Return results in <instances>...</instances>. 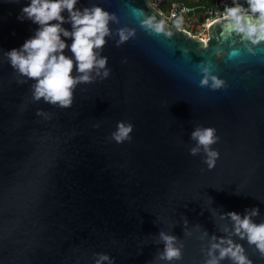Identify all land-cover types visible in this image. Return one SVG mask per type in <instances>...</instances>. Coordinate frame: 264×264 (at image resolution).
<instances>
[{
  "label": "water",
  "instance_id": "1",
  "mask_svg": "<svg viewBox=\"0 0 264 264\" xmlns=\"http://www.w3.org/2000/svg\"><path fill=\"white\" fill-rule=\"evenodd\" d=\"M27 2L0 0V264H205L221 238L264 264L228 215L258 207L251 219L264 222V40L225 17L202 40L149 0H78L110 14L97 49L108 75L94 67L62 106L36 99V79L6 56L38 27L17 19ZM120 122L132 127L118 141ZM206 126L218 137L211 167L202 145L191 152L192 131ZM161 232L177 238L179 259L161 258Z\"/></svg>",
  "mask_w": 264,
  "mask_h": 264
},
{
  "label": "clouds",
  "instance_id": "2",
  "mask_svg": "<svg viewBox=\"0 0 264 264\" xmlns=\"http://www.w3.org/2000/svg\"><path fill=\"white\" fill-rule=\"evenodd\" d=\"M77 3L78 0H28L17 15V19H30L38 27L19 47L7 50L6 56L19 73L36 79L33 91L36 99L44 97L49 102H59L60 105L67 106L72 102L73 86L78 81L91 80L90 71L94 67L97 74L100 69H104L103 75H108V69L104 67L106 57L100 56L97 49L105 43V36L109 33L110 14L99 5L81 9L76 7ZM65 12L67 15H64ZM223 16L227 20L225 28L242 33L253 42L264 40V0H247V8L234 3L226 7ZM219 19L220 17L216 18ZM66 20L71 28L64 26ZM143 22L157 30L163 27L162 21L153 24L151 18ZM67 37H71V43L65 39ZM120 38H127L123 31ZM66 47L71 50V56L64 52ZM74 63L76 71L82 73L79 76L72 75ZM204 71L208 72V69ZM212 81L213 88L223 83L215 76H212ZM202 83H208L207 76ZM131 127L130 124L120 122L118 131L114 133L115 138L118 141L127 138ZM215 132L214 127L206 126L196 127L191 133L197 141V146L191 148V152L196 153L202 145L207 153L206 162L209 167L214 165L218 156V152L210 147L218 139ZM258 211V207H252L243 216L234 210L229 211L228 215L235 222L234 231L242 237L246 236L250 243H254L264 253V222L256 223L251 219ZM160 236L164 242L161 258L168 261L179 259L182 246L175 243L177 238L164 232ZM211 248L219 249L218 256L212 255L205 264H219V260L226 255L234 264H252L244 254L242 246L234 244L231 239L221 238L220 242H213ZM100 259L106 260L108 256L102 254ZM97 264L100 262L97 261Z\"/></svg>",
  "mask_w": 264,
  "mask_h": 264
},
{
  "label": "built area",
  "instance_id": "3",
  "mask_svg": "<svg viewBox=\"0 0 264 264\" xmlns=\"http://www.w3.org/2000/svg\"><path fill=\"white\" fill-rule=\"evenodd\" d=\"M149 1L160 10L166 23L184 29L202 40L208 38L209 23L217 17H224L223 12L227 6L239 3L247 8V3L242 4L241 0H208L207 3L195 5L172 1L167 8H163L165 0Z\"/></svg>",
  "mask_w": 264,
  "mask_h": 264
},
{
  "label": "trees",
  "instance_id": "4",
  "mask_svg": "<svg viewBox=\"0 0 264 264\" xmlns=\"http://www.w3.org/2000/svg\"><path fill=\"white\" fill-rule=\"evenodd\" d=\"M172 1H182L190 5H195V4H200V3H207L208 0H165L163 8H167V6H169L170 2ZM241 3L246 4L247 0H241Z\"/></svg>",
  "mask_w": 264,
  "mask_h": 264
}]
</instances>
